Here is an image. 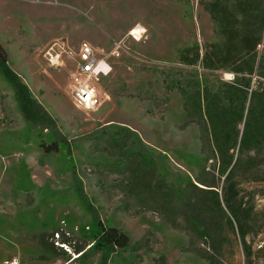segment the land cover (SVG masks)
<instances>
[{
    "label": "rangeland",
    "instance_id": "374dc122",
    "mask_svg": "<svg viewBox=\"0 0 264 264\" xmlns=\"http://www.w3.org/2000/svg\"><path fill=\"white\" fill-rule=\"evenodd\" d=\"M207 2L0 0V46L8 68L54 119L70 146V155L65 149L56 156L42 151L37 131L26 125L12 88L0 74V264H99V257L88 250L89 216L73 195L72 168L100 219L129 238L130 248L122 259L110 264H153L158 256L167 264H264V251L259 252L264 246V183L234 182L237 201L248 209L249 258L236 230L227 228L218 255L158 213L125 208L114 187L119 176L108 169L114 160L91 149L94 138L105 130L125 127L156 153L169 157L170 164L165 162L169 172L176 165L194 174L185 157L198 150V129L184 121L180 90L196 79L213 83L230 74L186 66L180 60L181 53H192L185 49L197 46L202 56L204 47L217 40L215 24L204 9ZM133 29L144 30L139 41L129 36ZM60 38L72 48L83 41L105 52L117 48L109 60L111 71L100 84L99 106L92 113L71 104L69 70L47 69L38 57L47 43ZM222 185L221 180L220 189ZM48 219L59 229L58 236H46L52 232L44 227ZM61 233L70 247L62 245ZM40 234L53 244L55 254L39 250ZM139 242L142 248L136 250ZM77 246L84 249L74 255L72 248Z\"/></svg>",
    "mask_w": 264,
    "mask_h": 264
},
{
    "label": "trees",
    "instance_id": "16d2710c",
    "mask_svg": "<svg viewBox=\"0 0 264 264\" xmlns=\"http://www.w3.org/2000/svg\"><path fill=\"white\" fill-rule=\"evenodd\" d=\"M204 9L215 24L217 40L204 47L202 56L197 46L185 49L192 53H181L180 60L186 66L230 73L234 79L213 83L196 79L180 90L184 121L198 129V150L185 157L194 174L191 176L173 164L169 172L165 164H170L169 157L160 151L156 153L125 127L105 130L94 138L91 149L114 160L108 169L119 176L114 187L123 196L125 208L135 213L156 212L171 226L207 243L214 254L221 255L225 228L236 230L246 246L248 209H242L241 201H237L234 182L264 183V0H208ZM259 46H262L260 51ZM0 74L12 88L26 125L37 131L42 151L56 156L65 149L70 155L65 136L8 68L1 46ZM71 174L73 195L89 216V252L99 257V264L121 260L122 253L130 248L128 236L114 226L105 225L73 168ZM219 190L223 191L222 195ZM44 223L45 228L52 230L45 233L47 237L60 234L52 220ZM43 237L44 234L38 236L39 250L45 255L55 254L53 244ZM61 242L71 246L62 233ZM141 248L139 242L135 249ZM72 249L74 255H79L84 246ZM263 251L264 246L259 249ZM63 257L66 262L70 260L66 254ZM153 264L167 262L165 257L158 256Z\"/></svg>",
    "mask_w": 264,
    "mask_h": 264
},
{
    "label": "built area",
    "instance_id": "2783aa9c",
    "mask_svg": "<svg viewBox=\"0 0 264 264\" xmlns=\"http://www.w3.org/2000/svg\"><path fill=\"white\" fill-rule=\"evenodd\" d=\"M135 30H131L129 36L139 41L144 30L140 29L138 32ZM115 51L105 52L95 49L86 41L79 43L77 48H72L66 40L60 38L47 43L38 57L47 69L69 70L68 96L70 102L75 109L89 114L99 106L100 84L111 71L109 60L115 55ZM223 78L230 82L233 81L234 76L227 74Z\"/></svg>",
    "mask_w": 264,
    "mask_h": 264
},
{
    "label": "bare ground",
    "instance_id": "6f19581e",
    "mask_svg": "<svg viewBox=\"0 0 264 264\" xmlns=\"http://www.w3.org/2000/svg\"><path fill=\"white\" fill-rule=\"evenodd\" d=\"M136 31V30H135ZM136 32H138V31H136ZM226 76H227V74H225Z\"/></svg>",
    "mask_w": 264,
    "mask_h": 264
}]
</instances>
